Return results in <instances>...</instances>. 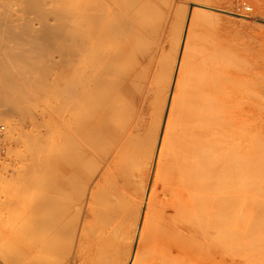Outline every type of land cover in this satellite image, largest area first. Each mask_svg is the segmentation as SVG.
I'll return each mask as SVG.
<instances>
[{"label":"bare ground","instance_id":"6f19581e","mask_svg":"<svg viewBox=\"0 0 264 264\" xmlns=\"http://www.w3.org/2000/svg\"><path fill=\"white\" fill-rule=\"evenodd\" d=\"M109 1L107 2L109 3ZM199 1L200 2L194 1L191 4L192 7H194V9L196 10V12L194 11L195 17L198 13L199 16L201 15L205 18L204 19L203 17H201L205 20V22L207 20V22L216 21L217 23V20L219 19V14L217 12L219 11H216V8L210 4L209 0ZM114 3L116 4V2ZM109 4L111 5V3ZM110 13L111 12H109L108 15L106 14L107 17ZM117 14L118 13L116 12V15ZM122 17L124 18L125 16ZM184 20H181L182 24H184ZM98 23L99 24L58 23L52 25L45 23V25H48V27L46 26L45 28V25L41 24L44 30L42 31L41 29L40 32L46 35L47 39L49 40V44L52 43L50 42V40L53 39L50 38V33H53L51 34L53 35L52 37H55L57 40L59 39V41L61 39L62 41H65L67 39V41L63 42L64 44L62 45L59 44V41L54 40L55 38L53 40L59 42L58 44L60 47L62 46L63 48H69L67 49L68 53L66 52L67 50H65V48L64 50H61L60 47L58 49L60 50L59 52L65 51V53L63 52V56H67V58H64L65 56L63 57V62L65 63L63 65V72L66 77L69 75V78L64 77V81L65 85L68 86L67 107L71 109L70 119L73 122L72 127L70 128V130H68L69 135L67 134V136L65 137L67 138L66 142L63 141V139L65 138L61 136H59V139L57 137L56 139H53L56 140L55 147H57L58 151H64L63 155L66 156L68 160H66L67 158L65 159V157L63 158V160L56 159L57 156L54 158L56 159L55 164L53 162L52 163L57 166V171L59 170V173L55 175L57 176V186L54 188L53 184V186L49 188L50 191L48 192V196L43 199H47L49 197L50 199L54 198V202H61L59 198L62 195H66L69 189V186H67V184L65 183V181H67L65 180V178L67 177L65 176V174L68 172L67 170H72L74 172L88 170L89 174L87 183L77 186V188L81 189L77 190L73 185L72 192H69L68 194L70 195H67L68 197H72L74 199L73 202L79 204H76L78 207L71 205L66 213H69V211H75V213H80V215L78 216L75 224V229L73 232L74 237L72 236L71 238L72 242L68 241L69 245H64L63 248H58L56 250L58 254H55V257L51 258L54 260V264H63L66 256L65 258L62 257H64V255L66 254H68V258H70V256L72 255L70 264H264L263 90H257V88L253 89L254 86H252V84L255 85V83H253L252 81L254 80V78L250 84L252 87L248 84L250 86L249 89L251 90L252 88L253 91L251 90L252 92H249L247 88L248 86L245 87L247 88V90H245V92L247 93L246 95H248L249 99H251V104H253V107H250L254 108L253 110L256 112L255 114H257V119L254 117L253 118L255 120L251 118L253 111H250L249 109V111L252 113L250 116V113L248 112V116H250L249 118L252 120H249L245 117L244 121H241L242 118L240 119L237 117V121L235 117L241 115H238V113L234 117L235 120H233V117L232 119L230 118L231 112L228 111L230 110L229 107H223V110H220L218 107L220 104L219 102L223 100L221 98L222 96L220 97L222 100H220V98L217 96L219 101L218 105L215 106L214 100L216 98H214V94L216 91L213 90L214 92L211 93L208 90H205V87L203 88V86L201 85L204 83V86H208L206 84L207 82H209V86H211L210 82L213 83V81H208L207 76H209V78L212 76L213 78V75H215V73H213V75L211 74L210 76L208 74L210 73L208 72L210 71L209 69H205L207 70V75L206 73H201L205 72V70H203V67L206 66V64H204L206 60L204 59L205 61H202L204 62L203 64L200 63V66L205 65L201 68L202 71L200 72L198 70L199 67L197 63H195L196 61L194 62V60L191 59L192 62L197 65L196 67L192 65V67H195V72H199L197 76L199 77L203 74L201 80L206 79L205 77H207L206 83L205 80H203L204 82L202 81V83L199 78H196V80L198 79L199 83L201 82V86L198 85V81L193 82V79H195L194 75H196L193 73H191L194 76L193 79H191L192 77L189 76L190 74H187L189 78L186 81V78L183 77L186 75V71H183L185 75L182 76L181 73L180 75L181 77H183V80L185 78V83H182L179 80L178 83L181 82L180 85L182 86V84H184L185 87L187 85V88H185L184 85V88H182L183 93L185 91V95H183V93L182 95L174 94L178 91V88H176L174 82H171L166 86H162V89L159 86L162 93L159 90L158 91L163 94L161 96L162 101L160 97L161 94H159L158 92V97L160 100L158 99V97L157 99L159 103H157L156 101V95L154 101H152L153 106H150L149 108H153L154 106L157 107V105H160V108L157 107L156 109L154 107L152 111L150 110V113L154 111L153 114L155 115L154 116L152 114L153 116L150 117L152 119H150L151 121L149 119L147 121V119H145L144 111H140L143 104H140V108H135L138 111L132 109L134 112L136 111V116L133 115L131 117L133 113L132 111V113L130 114L122 113L121 115H119L120 117H122L123 115V121L122 118L116 117L119 113L118 110H120L117 109V105H121L122 103L126 102L128 104V101L134 104L137 99L143 100L144 102L143 94L146 90L143 84L145 83H143L142 86L141 84H139L140 82H136V78H139L136 76L139 75V73L136 74L131 72L133 66L131 70L126 67L127 65L124 66V68L121 66L123 68V71L121 70L120 66L115 65V68L113 67L114 64H116V61L121 60L120 58L122 56H125L126 53L132 52L130 56L132 54L134 55L131 56L132 58H130L129 61L132 60V62L129 63H134L136 65L135 69H142L140 66L138 67V65H144L141 61L142 59H145L146 55H143L144 58L143 56L140 58L139 55L142 52H145V50L137 48V45L140 41H142V39H145L144 37L149 36L146 35L149 33V30L147 31L148 33L145 34L143 30L146 26L144 27V24L142 26V30L140 28L141 26L138 24L136 26V24H102V22L100 24L99 21ZM53 25H56L57 28ZM232 25L235 24H231L230 27ZM244 26L245 24L243 25V28ZM238 27L239 26H237V28ZM240 28H242V26ZM240 28L239 30L241 31ZM48 29L50 30V33L47 32ZM56 30L57 33H59L58 35L54 34L56 33ZM239 30L235 29V31ZM141 31H143L146 36L143 35ZM157 31L159 30L157 29ZM62 33H66L67 35V38L65 36L64 40L62 38L64 36ZM60 34L62 35V37H60ZM24 36H26V34H24ZM153 38L154 37L150 39ZM154 42H156L155 39ZM187 43L188 42H186V45ZM65 44H69V46L66 47L67 45L64 46ZM149 44L151 46V41ZM188 46L189 45H187V47ZM143 47L147 46L145 45ZM153 47H150L151 51L152 49H154ZM150 48L148 46L146 52H149L148 50ZM151 51L150 53L146 54L149 56V54H151ZM217 53L215 54V56L217 55ZM191 54H193V52ZM227 54L229 53L227 52ZM211 57L212 56H210V58L208 57V60H214V55L212 58ZM125 58L127 60V56ZM154 58H156V56H154ZM154 58H151V65H153L152 63L156 64L155 61H157V59L154 60ZM140 59L141 61H139ZM137 61L138 63H140L137 64ZM215 62H217V66L218 60L215 59ZM220 62L223 64L222 60H220ZM227 65L228 66L226 67H229V64ZM0 66L2 67V65ZM128 66L130 65L128 64ZM208 66L209 64L206 67ZM214 66L213 68L215 69L216 66ZM163 67L165 66L163 65ZM2 68H6L7 71L13 72L17 67H15L14 62H9V66L5 64ZM112 68L113 72L111 71ZM114 69L119 72L121 70V77L126 73L127 75L122 78L115 79L116 77L112 76V74L114 73L115 75L116 72H114ZM137 70L136 72H139V70ZM168 70L170 71L171 68H168ZM182 70L183 68L180 70V72H182ZM213 70H211V73ZM227 70L229 71L230 69ZM7 71H5V73ZM108 71L111 72V78L108 77L110 73L107 76ZM148 71H150V69L146 72L148 73ZM216 71L220 75V70ZM243 71L246 72L245 70ZM190 72L192 71H189L188 73ZM223 73L224 72H222V74ZM224 74L226 75L228 73ZM244 74L246 75L247 73ZM130 75L134 77H131L134 80H129L131 83L133 81V83L131 84L132 89L125 86L129 82L127 81V79H129ZM0 76L2 77L3 75ZM231 76L230 79L233 80ZM112 77L114 78L112 79ZM214 78L216 81H218L216 77ZM143 79L145 78H142V80ZM226 79L229 80L228 78ZM232 80L229 82H232L233 84L235 82V79L234 81ZM145 81L147 80H144V82ZM163 81H160L159 83H163ZM222 81L224 80H221L220 84H222ZM229 82L227 83L228 85H230ZM29 83H32V81ZM194 83L197 86L192 87L191 85H194ZM240 83H242V81ZM240 83L239 86H242L240 85ZM243 83L247 84L249 82L244 81ZM163 84L165 85V83ZM17 85H19L18 82L10 80L8 86L14 91ZM213 85H215V82L213 83ZM257 85H260V83ZM138 86L140 87L139 89H141L139 95L134 94V91H138ZM234 86H238V84H234ZM260 86L257 87L260 88ZM26 87L28 90H30L31 88L30 84ZM215 87H217V85H215ZM126 88L127 92L130 91L128 92L130 93L129 95H131L130 98L127 95L128 93L125 92ZM218 89L217 94H219ZM225 90L227 91V88ZM237 90L240 91V88H237ZM16 91L17 89L15 90V92ZM123 91L125 92L124 94ZM179 91L181 92V89ZM230 92H232V90L229 91V94L231 95ZM240 93L238 92L239 95L235 93L236 97L234 96V94H232L230 98L232 99L235 97L234 99L239 101L237 98L243 95ZM125 94L130 100L124 97ZM177 95H181L182 97ZM117 97L118 100H120L121 97L125 98L126 102L125 99L123 100L121 98L123 102L122 100H120L121 103H118L116 99ZM176 100H178L179 102L177 101L178 104L175 105ZM236 100H231V102L234 101V104L236 105ZM242 100V102H245L248 99H244L243 97ZM248 102L250 101L248 100ZM229 104H231L232 106V103ZM129 105L130 104H128V108L131 109L132 106L130 107ZM224 105H226V103ZM238 105L240 106V109L241 106L243 108L242 103H237V106ZM232 107L231 109L234 112L233 109L236 106L233 108ZM248 107H244L243 110H247ZM125 108L122 107L121 109ZM130 109H128L127 112ZM236 112L237 111H235V113ZM115 113H117L116 116H114ZM235 113H233V115ZM127 115L131 120L127 118ZM110 117H112L114 120H109ZM125 118H127L128 120H126ZM125 120L127 122H125ZM146 121L149 122L150 125H148L149 123H147ZM150 126L151 128H149ZM36 141L37 140H35V143ZM90 171L94 172L93 176H91ZM51 173L53 172L51 171ZM71 175L69 176L71 177ZM28 186L29 185H27V187ZM22 191L21 193L23 194ZM75 192H77L76 196ZM60 218L61 215H56L54 217V222L58 221ZM63 228L64 225L58 223L55 227V231L60 232L63 230ZM96 232H99V235L96 234ZM94 236H99L100 240L98 239V241L94 242V240L91 239L94 238ZM146 239L148 242H146ZM22 242L23 243L21 245H23L24 248H22L21 246V249H17V251L21 250L19 252L21 254V257L18 256L20 257V260H22L23 262L25 261L24 264H43V258L45 260L47 259L44 256V249H47V242H44V246L40 245L41 241L39 242V244H35L34 242L31 243L28 239L27 243L23 240ZM70 243H72L71 246L73 245L72 250H70L72 248L70 246ZM96 243L100 244V246L96 247ZM146 243L149 244L148 250L143 248H146ZM67 247H70V249H68V252L70 250L72 254L70 252L64 254L65 251H67ZM95 248L99 250L97 251ZM15 254H18V252H16ZM1 255L2 254L0 252V257L2 258L3 255ZM48 256L50 257V255ZM10 258L11 257L9 255V259ZM1 261L8 264L6 257Z\"/></svg>","mask_w":264,"mask_h":264},{"label":"rangeland","instance_id":"374dc122","mask_svg":"<svg viewBox=\"0 0 264 264\" xmlns=\"http://www.w3.org/2000/svg\"><path fill=\"white\" fill-rule=\"evenodd\" d=\"M27 1H29V2H27ZM107 1H109V0H106V1L105 0H95V2H94V0H91V1H89V0H87V1L86 0H0V15H2V16H0V65H2V67L5 64L9 66V62H11V63L14 62L15 67H17V68H15V70L13 71L14 73H13L12 71L11 72L7 71L6 68H2L0 66V75H3L2 77L0 76V78H2V79H0V84L2 85V86L0 85V88H1L0 89L1 90L0 91V106L3 107V108L0 107L1 108L0 109V125H4L6 127L4 133L2 135H0V252L4 258L6 257L8 264H11L12 262H13L12 264H24L25 263V261L23 262L22 260H20L21 254L19 252L21 250L17 251V249H19V248L21 249V246H22V248H24L23 245H21L23 243L22 240L26 241V243H27V239L29 240V242H31V243L34 242L35 244H37V243L39 244V242L41 241L40 245H42V246H44V242H47L46 243L47 249H44V251H45L44 256L47 259L45 260L43 258L44 262L43 261L42 262H43V264H54V260L51 258L52 257L54 258L55 254L56 255L58 254V252L56 250L58 248H63L64 245H66V246L69 245L70 241L72 242L71 238L74 234L73 232L75 229V224H76V221L78 219V216L80 215V213H75V211H72V212L69 211V213H66V211L69 210L71 205L78 207L76 204H79V203L73 202L74 199L72 197H68L67 195H70L68 193L72 192L73 185H74L75 189L79 190L81 188H77V186L87 183L88 178H89L88 170L87 171L86 170L85 171H77V172H74L72 170H67L68 172L65 174V176H67L65 178V180H67V181H65V183L67 184V186H69L68 187L69 189H68V192L66 193V195H62L59 198V200H61V202L60 201H58V203L54 202L53 201L54 198L50 199L49 197L47 199H43V198L48 196V192L50 191L49 188L51 186H53V184H54V188L57 186V176H55V175H57L59 173V170L57 171V166L54 165L55 160L56 159L63 160L64 157H65V159L67 158L66 156L63 155L64 151H58L57 147H55L56 146V144H55L56 140H53V139H56V137L59 139V136L65 138L67 136V134L69 135L68 130H70V128L72 127L73 122L70 119L71 109L69 107H67V87L68 86L65 85L64 77H66V75L63 72V69H64L63 65L65 64L63 62L64 61L63 57L65 56L64 58H67V56L66 55L63 56L65 51H63L64 53L61 51L62 52V54H61V52H59L60 50L58 49L60 47L59 44H61V45L64 44L63 42L67 41V39L65 41H62V39L60 41H59V39L57 40L55 37H52L53 35H51V34H53V33H50V30L48 29L47 32L50 33V35H49V36H51L50 38H53V39L55 38L54 40H57L60 42L59 43V42L54 41L52 39V40H50V42H52V43L49 44V40L47 39L46 35H44L40 32L41 29H42V31L44 30L41 24H44V25H45V23L51 24V25L52 24H58V23H61V24L62 23L63 24H65V23L66 24H99L98 23V21H99L100 24H101V22H102V24H122V25L123 24H125V25L126 24H128V25L129 24H133V25L136 24V26L138 24L141 26V27L140 26L139 27L142 30H143V28H142L143 24H144V27L146 26L143 31L145 32V34L149 32L148 34H146L149 36H146L143 33V31H141L142 34L147 37V39H146V37H144L145 39H142V41L139 42L140 45H139V43L137 45V48H141V49L145 50V52H142L139 55L140 58L143 55H146L144 60L143 59H142V61H141V59L139 60V61L143 62V64H144V65H142V64L138 65V67L140 66L142 69L137 68L139 70V72H136V70H137V69H135L136 65L134 63H129V62H132V60L131 61H129V60H130V58H132L131 56L134 55V54H132L130 56V54L132 52L126 53L125 56H122L123 58L122 57L120 58L121 60L116 61L115 62L116 64H114L113 68H115V65L120 66V67L122 66L123 68H124V66L127 65L126 67L131 70L132 66H133V69L131 72L136 73V74L139 73V75L136 76V77H139V78H136V82L137 81H138L137 83L140 82L139 84H141V85L143 83H145V84H143L144 88L146 91L147 90L148 91L144 92V94L146 93L145 96L143 94L144 102H143V100L137 99L136 102L134 101L136 104L135 103L132 104L128 101V104H130L129 106L130 107L132 106L131 109L128 108V104L126 102V99L121 97L123 100L125 99L126 103H122L123 104V105L121 104L122 106L119 104L117 105V107H118L117 109H120V110H118V112L120 113V111H121V113L120 114L115 113L114 116H116V114H117L116 117H120L119 115H121L122 113L130 114L133 112L134 114L132 113V115H131V117H132L133 115H135V112L138 111L137 109L140 108V104L141 105L143 104L141 106L142 109L140 111H142V112L144 111L145 119H147V121H148V119L150 120L151 119L150 117H152L154 115L153 114L154 111L152 113H150L154 109V107L156 109H157V107L160 108L159 107L160 105H157V107L154 106L153 108H149L150 106H153L152 101H154L155 96L157 95L156 96V99H157L158 95L162 93L160 88L162 89L163 88L162 86H166L167 84L174 82L176 88H178V91L175 92L174 94L175 95L176 94L182 95V93H183L182 88H184L185 85L182 84V86H181L180 85L181 82L185 83V78L187 81L189 76L192 77L191 79H193V77L195 76V79H193V82L198 81V79L196 80V78H199L201 80V77H203V74L198 77L197 74L199 72L198 73L195 72V67L198 65V67L200 69L198 67L197 68L201 72L202 71L201 68L205 65L200 66V63L203 64L204 62H202V61L206 60V62L204 64H206V66L209 64V66H208L209 68L205 66V67H203L204 68L203 70L209 69L210 71H208V72H210V73H208V74L210 76H211V74L213 75V73H215V75H213V76L216 77V79H218V81H216L214 77L212 78V76L210 78H209V76H207V77H208V81L210 80V81H213V83L215 82V85H217V87H215V85H213L212 82H210L211 86H209L210 85L209 82H207V84H206L209 87L204 86L205 84L203 83L204 82L203 80H205V83H206L207 77H205L206 79L201 80V82L203 81L202 82L203 84H201V85L203 86V88L205 87L204 88L205 90H208L211 93L216 91L214 94V98H216L215 99L216 101L214 100L215 106L218 105V101H219L218 97L220 98L222 96L221 98L223 100L220 98V100H222V101L219 102L222 106L219 104L218 107L220 110L221 109L223 110V107L224 108L229 107L230 110H228V111L231 112V114H230L231 119L233 117V120H235V119L237 120V117H238L240 119L241 118L243 119V120L241 119V121H244V119L246 117L249 120H252L249 118L251 116V113H252V112H250L251 110L253 111V114H254V115L252 114L251 118L254 117L257 119V116H256L257 114H255L256 112L253 110L254 108H252L253 104H251V99H249L248 95H246L247 93L245 92V90H247V88H248V90L250 92L251 90L253 91V89H255V88H257V90L261 89V90H263V97H264V0H209L210 4L216 8V11L217 10L219 11V12H217L219 14V16H218L219 19L218 20L216 19L217 23H216V21L215 22L212 21L213 23L211 21L207 22V20H206V22H207L206 23L204 20L205 18L201 15L199 16L198 13L196 14V17L197 18L199 17L198 18L199 21L197 20V18L195 17V14H194L196 12V10L194 9V7H192L191 4L194 1L200 2L199 0H118L120 2H118L117 0H110L109 3H111V5ZM86 2H87V4H86ZM114 2H116L117 5ZM244 6H250L251 11H247ZM96 8H97V10H96ZM89 9H91V10H89ZM117 10H119V11H117ZM93 11L94 12L97 11V12L94 13ZM108 11L111 13L107 17V15L109 13ZM116 12L118 13L117 15H116ZM148 12H149V14H148ZM118 15H120V16H118ZM92 16L94 19L92 18ZM122 16H125V17L123 18ZM201 17H203L204 19ZM44 18L45 19L48 18V19L45 20ZM49 18H50V20H49ZM61 18L63 19V21ZM103 18H105V19H103ZM184 18H185V20H184ZM200 18H201V20H200ZM242 18H243V20H242ZM139 19H140V21H139ZM181 20L182 21L184 20V22H183L184 24H182ZM192 21H193V23H192ZM201 21H203V22H201ZM210 23H211V25H210ZM151 24H152V27H151ZM228 24H230V25L235 24V25H232L235 27L231 26L232 27V29H231L230 25H228ZM238 24H240V25H238ZM244 24H245V26L243 28ZM253 24H255V25H253ZM248 25H250V26H248ZM46 26L48 27V25H45L44 28ZM159 26H160V28H159ZM237 26H239V27L237 28ZM241 26H242V28H240ZM54 27H56V25ZM149 28L150 29L152 28L151 29L152 31ZM239 28L241 29V31L239 30ZM157 29L159 31H157ZM235 29H237L239 31H235ZM211 31H213V32H211ZM154 32H155V34H154ZM150 33H152V34H150ZM207 33H210V34H207ZM212 33H213V35H212ZM24 34H26V36H24ZM54 34L58 35L59 33H57V30H56V33H54ZM157 34H158V36H157ZM63 35L64 36L62 37V35L60 34V37H62L64 40V37L66 36V38H67V35H66V33H64ZM149 37L150 38L154 37V38L150 39ZM211 38H213L214 40ZM154 39L156 42H154ZM149 40L151 41V46L149 44L150 43ZM176 40H177V42L179 41L178 44H177ZM157 42L158 43L160 42V43L158 44ZM186 42H188L187 45H189L188 46L189 48L187 47ZM229 42H230V44H229ZM141 43L145 44L147 47L149 46V48L150 47L152 48L154 46L153 47L154 49H152V51H151V48H150L148 50L149 52H146L147 47H143L145 45H142ZM121 45H122V43H121ZM64 46L68 47L69 44H65ZM222 46H224V47H222ZM186 47H187V49H186ZM190 47H193V48H190ZM226 47H228V48H226ZM60 48H61V50H64L65 47L63 48L61 46ZM67 49H69V48H65V50H67ZM154 50H156V51H154ZM150 51H151V54H149V56H148L147 54L150 53ZM168 51H169V53H168ZM170 51H171V53H170ZM66 52L68 53V50ZM192 52H193V54H191ZM227 52L229 54H227ZM216 53H217L218 57H217V55L215 56ZM185 54H187V55H185ZM196 54H197V56H196ZM212 54L214 55V57ZM157 55H159V56H157ZM233 55H235L236 57ZM126 56H127V60L125 58ZM154 56H156V58H154ZM210 56H212L214 58V60L211 59L212 62L210 60H208L210 58ZM152 57L154 58V60L157 59V61H155L156 64L152 63L153 65H151L150 61H151ZM164 57L165 58L167 57L168 59L166 58L167 59L166 60ZM170 57H174V58H170ZM232 57H234V58H232ZM143 58H144V56H143ZM227 58H229V59H227ZM191 59L194 60V62L196 61L195 63H197V65H195V63L192 62ZM215 59L218 60L217 66H216L217 62H215ZM198 60H199V62H198ZM220 60H222L223 64H225V65H223L220 62ZM209 61L211 64L209 63ZM214 62H215V64H214ZM135 63H136V61H135ZM139 63L137 61V64H139ZM226 63L229 64V67H226V66H228ZM128 64L130 66H128ZM212 64H214L216 67ZM163 65L165 67H163ZM192 65H194L195 67L194 66L192 67ZM179 66H180V68L181 67L183 68L182 72H180V70L182 68L180 69ZM213 66L215 67L216 70H218V71L220 70L219 71L220 75L213 68ZM122 67H121V70L123 69ZM188 67L190 70L188 69ZM113 68L111 69L112 72H113ZM168 68H171V70L169 71ZM143 69H144V71H143ZM149 69H150V71H148V73H147L146 71ZM193 69H194L195 73L193 72ZM227 69H230V70L228 71ZM232 69H234V70H232ZM121 70H120V72H121ZM207 70H205V72H201V73H206V75H207V72H206ZM211 70H213L212 73H211ZM243 70H245L246 72H244ZM5 71H7V72L5 73ZM109 71H108L107 76L110 73V75L108 77L111 78V72H109ZM115 71L116 70L114 69V72ZM140 71H141V73H140ZM183 71L184 72L186 71V75L187 74L188 75L190 74V75L186 76ZM189 71H192V72L188 73ZM9 72H10V74H9ZM120 72L116 71L115 75L113 73L112 76H115L116 77L115 79H119V78H122L125 75H127V73H126V74H124V76L121 77ZM161 72H162V75H161ZM222 72L228 73L229 75L228 74L225 75L224 73L222 74ZM122 73H124V72H122ZM132 73H130V74H132ZM180 73L182 76L185 75V76H183V77H185L184 80L182 79L183 77H181ZM191 73L196 74V75L193 76V74H191ZM244 73H247V74L245 75ZM164 75H166V76H164ZM169 75H170V77H169ZM216 75L218 76V78ZM17 76H18V79H17ZM159 76H161V77H159ZM230 76H231V78H233V80L230 79ZM243 76H245V77H243ZM32 77H34V78H32ZM131 77H133V76L130 75V77H129V79H127V81L131 80L132 79ZM66 78H69V75ZM113 78L114 77H112V79ZM142 78H145V79L142 80ZM226 78H228L229 80H227ZM239 78L241 79L242 83H240L241 81ZM253 78H254V80H253ZM168 79H169V81H168ZM234 79H235V82L233 84H232V82H229L231 80L234 81ZM242 79L244 81H248L249 83L244 84L243 83L244 81ZM249 79H250V81H249ZM10 80H13L14 82L16 81L19 83V85H17V87H16V89H17L16 92H15L16 89L13 91L8 86ZM132 80H134V79H132ZM144 80H147V81L144 82ZM159 80L160 81L164 80L163 83H165V85L162 82L159 83L160 82ZM178 80L181 82L178 83L179 82ZM221 80H224V81H222V84H220ZM28 81L29 82L32 81V83H29ZM236 81H239V82H236ZM251 81L253 83H255L256 87L254 84H252V86H254V88L253 89L251 88V90H250L249 88L251 86L250 85ZM129 82L125 85L127 88H131V84L133 83V81H132V83L131 82L129 83ZM228 82L230 83V85L227 84ZM200 83L198 81L199 86H201ZM239 83L244 88L246 86H248V87L244 89L242 86H239ZM256 83L257 84L260 83L261 86L257 85ZM29 84L31 86L30 90H28L26 87L27 85L29 86ZM234 84H238V86H234ZM183 85H184V87H183ZM139 86H138V91H134L135 92L134 94H138V95L140 94L139 92L141 89H139L140 88ZM159 86H160V88H159ZM179 86H180V88H179ZM191 86L193 87V86H197V85L194 83V85H191ZM257 86H260V88ZM241 87L243 88V90ZM64 88H66V89H64ZM127 88L125 89V92H127L126 91ZM185 88H187V85ZM224 88L225 89L227 88V91ZM237 88H240V91L242 90L241 93H240V91L237 90ZM180 89H181V92L179 91ZM217 89L219 90V94H217L218 93ZM222 89H224V90H222ZM233 89H235L236 91ZM183 90H185V89H183ZM230 90H232V92H233V93L230 92L231 95L234 94V96L236 95L235 93H237V95H239L238 92L240 94H243L237 98L239 101L241 99L240 102L237 101L236 99H234L236 96L232 99L230 98L231 97V95L229 94ZM225 91L228 93H226ZM125 92L123 91V94ZM128 92H130V91H128ZM148 92H149V94H148ZM158 92H159V94H158ZM155 93H157V94H155ZM129 94L130 93H128L127 95L130 98L131 95H129ZM62 95L65 97H63ZM127 95L125 94L124 97L127 98ZM138 95H137V97H138ZM162 95L163 94H161L160 97ZM181 95H177V96H181ZM183 95H185V91H184ZM242 96L244 97V99L247 98L250 102H248V100H246L245 102H242L243 101ZM121 98H120V100H122ZM129 98H127V99H129ZM146 98H147V101H146ZM225 98H227V99H225ZM116 99H117L118 103H121L120 100H118V97ZM158 99H159V97H158ZM158 99L156 100L157 103H159ZM123 100H122V102H123ZM226 100L228 101V103ZM231 100H236V102L238 104L242 103L243 108L241 106V109H240V106L239 105L237 106L236 102H235L236 103V105H235L234 101L231 102ZM161 101H162V97H161ZM177 101L178 100H176V102ZM176 102H175V105L178 104L179 101L177 103ZM145 103H146V105H145ZM225 103H226V105H224ZM229 103H232V106L234 105L233 107L236 106L235 107L236 110H235V108L233 109L234 112L232 111V109H231L232 106ZM244 103H245V105H244ZM160 104H161V102H160ZM115 105H116V102H115ZM125 106H126V108H125ZM246 106L247 107L252 106V107H250V108L248 107L247 108L248 111L243 110L244 107H246ZM120 107L121 108L124 107L125 109H121ZM136 107H137V109H135ZM24 108H25V110H24ZM143 108H145V109H143ZM128 109H130V110L127 112ZM132 109H135L136 111L134 112ZM156 109H155V111H156ZM249 109H250V111H249ZM263 110H264V108H263ZM235 111H237V112L235 113ZM238 111L241 113H239ZM232 112L235 114L233 115ZM242 112H243V114H242ZM248 112L250 113L249 114L250 116H248ZM237 113H238V115L241 114V115H239L240 117L236 116ZM263 113H264V111H263ZM243 115H247V116H243ZM234 117H235V119H234ZM120 118L123 119L124 118L123 115ZM127 118L129 119L128 115H127ZM127 118H125V119L128 120ZM109 120H114V119L112 117H110ZM126 120H125V122H127ZM129 120H131V119H129ZM263 120H264V115H263ZM123 121H124V119H123ZM18 123H20V124H18ZM147 123H149V122H147ZM14 125H15V127H14ZM148 125H150V123ZM46 126L48 129L46 128ZM149 128H151V126ZM14 137H16V138H14ZM50 139H51V141H50ZM35 140H37L36 143H35ZM66 140H67V138L63 139V141H65V142H66ZM55 157H56V159H54ZM43 159H45V160H43ZM66 160H68V158ZM50 163H51V166H50ZM32 164H33V166H32ZM56 164H57V161H56ZM54 168H56V169H54ZM51 171L53 173H51ZM46 172H48V173H46ZM55 172H57V173H55ZM50 173H51V176H50ZM90 173H91V176H93L94 172L90 171ZM73 174H75L76 176ZM69 175H71V177ZM68 179H70V180H68ZM29 182H31L32 184ZM34 182H36V183H34ZM38 183H39V185H38ZM41 184H42V187H41ZM27 185H29V186L27 187ZM22 190H24V191H22ZM21 191L23 192V194L21 193ZM76 194H77V192H75V196H76ZM23 195H24V197H23ZM56 215H58V216L61 215V218L58 221L54 222V217ZM58 223H61L64 225L63 230L60 232L55 231V227ZM96 234L99 235V232L98 233L96 232ZM40 238H41V240H40ZM91 239H93L95 242V241H98V239L100 240V237L94 236V238H91ZM148 240H149V238H148ZM146 242H148L147 239H146ZM71 244L72 243H70V246H71ZM149 244H150V242H149ZM149 244L146 243V245H145L146 248L145 247H143V248L148 250ZM95 245H96V247L100 246V244H97V243ZM71 247H72L71 249H70V247L69 248L67 247V251H65L66 250V247H65V250L63 249L65 251L64 254H66L68 252V249L72 250L73 245ZM70 250H69V252H70ZM96 250L98 251L99 249H96ZM22 251H23V249H22ZM16 252H18L19 255L15 254ZM47 253H48V255H50V257L47 255ZM70 253L72 254V252H70ZM9 255L11 257L10 259H9ZM67 255L68 254H66V255H64V257H62V258H65V256H66L63 264H65V263L68 264V262L70 264V262H71L70 259H72V255L70 256V258H68L69 256H67ZM18 256H20V257H18ZM3 257L2 258L0 257V264H6L3 261H1L2 259H4ZM16 257H18L19 259ZM9 260L11 263L9 262Z\"/></svg>","mask_w":264,"mask_h":264},{"label":"built area","instance_id":"2783aa9c","mask_svg":"<svg viewBox=\"0 0 264 264\" xmlns=\"http://www.w3.org/2000/svg\"><path fill=\"white\" fill-rule=\"evenodd\" d=\"M247 11H251L250 6H244ZM6 127L4 125H0V135H2L5 131Z\"/></svg>","mask_w":264,"mask_h":264}]
</instances>
